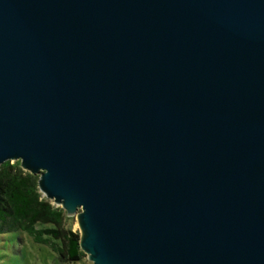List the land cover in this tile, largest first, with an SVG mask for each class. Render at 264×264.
I'll return each instance as SVG.
<instances>
[{
  "label": "water",
  "instance_id": "obj_1",
  "mask_svg": "<svg viewBox=\"0 0 264 264\" xmlns=\"http://www.w3.org/2000/svg\"><path fill=\"white\" fill-rule=\"evenodd\" d=\"M93 264H264V0H0V165Z\"/></svg>",
  "mask_w": 264,
  "mask_h": 264
},
{
  "label": "trees",
  "instance_id": "obj_2",
  "mask_svg": "<svg viewBox=\"0 0 264 264\" xmlns=\"http://www.w3.org/2000/svg\"><path fill=\"white\" fill-rule=\"evenodd\" d=\"M65 210L38 189V175L20 166L19 160L0 165V233L24 231L36 243L47 244L61 260L77 261L85 254L79 246L78 231L64 222Z\"/></svg>",
  "mask_w": 264,
  "mask_h": 264
},
{
  "label": "rangeland",
  "instance_id": "obj_3",
  "mask_svg": "<svg viewBox=\"0 0 264 264\" xmlns=\"http://www.w3.org/2000/svg\"><path fill=\"white\" fill-rule=\"evenodd\" d=\"M15 162L10 160V163ZM78 231L76 218L70 216L64 227ZM0 264H93L86 255L77 261H63L49 245L34 242L24 231L0 233Z\"/></svg>",
  "mask_w": 264,
  "mask_h": 264
}]
</instances>
